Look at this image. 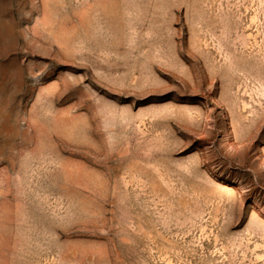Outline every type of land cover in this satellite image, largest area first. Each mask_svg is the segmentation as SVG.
Instances as JSON below:
<instances>
[{"label":"rangeland","instance_id":"obj_1","mask_svg":"<svg viewBox=\"0 0 264 264\" xmlns=\"http://www.w3.org/2000/svg\"><path fill=\"white\" fill-rule=\"evenodd\" d=\"M0 264H264V0H0Z\"/></svg>","mask_w":264,"mask_h":264}]
</instances>
